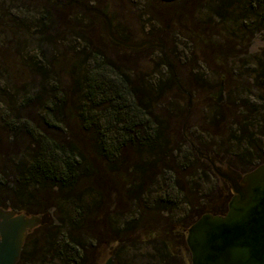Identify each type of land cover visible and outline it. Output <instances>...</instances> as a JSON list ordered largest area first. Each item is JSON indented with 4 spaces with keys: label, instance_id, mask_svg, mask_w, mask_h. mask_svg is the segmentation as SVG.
I'll list each match as a JSON object with an SVG mask.
<instances>
[{
    "label": "trees",
    "instance_id": "obj_1",
    "mask_svg": "<svg viewBox=\"0 0 264 264\" xmlns=\"http://www.w3.org/2000/svg\"><path fill=\"white\" fill-rule=\"evenodd\" d=\"M155 1L179 4L177 13L184 20L189 18L191 6L201 4L222 24L236 22L243 38L237 30L233 31L219 48L214 38L205 37L218 48L220 61L230 62V65L236 64V60H242L243 65L248 63L246 67L242 65L244 68L239 72L229 68L222 78L227 102L217 107L228 109L230 119L222 111L214 120L216 128L228 123V135L218 141L212 138L210 145L198 141L195 152L201 159L204 158L199 151L242 174L264 164V48L257 54L244 56L239 53L238 43L239 40L247 42L248 49L253 32L264 35V0H187L185 5L181 4L184 0ZM186 33L199 36L190 30ZM76 37L82 43L85 41L82 32H76ZM119 39L130 41L123 36ZM84 46L83 56L90 48L87 42ZM161 51L164 53L162 44ZM83 60L85 63L93 61V70L78 73L69 95L60 92V97L54 95L55 100L46 106L51 134L38 130L40 127L30 129L28 155L15 165L10 182L0 180L1 208L40 215L60 208L58 201L73 206L77 215L73 219L66 217L63 224L68 223V228H59L51 221L32 231L18 264H28L29 254L36 264H45L51 252L61 264L90 263L92 256L84 244L87 232L82 225L101 216H106L112 230V243L125 244V235L138 230L158 239V226L152 221H159L161 214L173 215L177 210L188 216L190 222L183 227L185 232L208 213L209 203H203L201 198L205 177L183 175L192 170L190 157L179 150L176 154L181 162L176 160L171 135L164 121L153 114L156 103L153 90L159 92L161 85L150 89L132 85L129 77L98 51H89ZM64 62L69 63V60L57 59L53 69L57 71L56 66L61 67ZM64 125L67 128L62 129ZM187 148L192 149L189 145ZM46 202L52 205L47 206ZM114 202L132 203L135 207L132 218L125 221L121 229L110 217ZM88 203L93 208H89ZM227 212L226 204L210 213L225 215ZM171 225L159 239L160 264H175V261L187 264L184 257L173 253L171 240L175 227ZM94 234L87 236L104 240Z\"/></svg>",
    "mask_w": 264,
    "mask_h": 264
},
{
    "label": "rangeland",
    "instance_id": "obj_2",
    "mask_svg": "<svg viewBox=\"0 0 264 264\" xmlns=\"http://www.w3.org/2000/svg\"><path fill=\"white\" fill-rule=\"evenodd\" d=\"M178 6L155 0H0V180L10 182L15 165L28 155L30 129L40 127L38 130L51 134L46 106L55 100L54 95L60 97V92L69 95L78 73L93 70L95 63L83 60L92 50L100 52L125 73L132 85L147 89L161 85L159 92L153 90L156 103L152 111L164 121L171 135L176 160L181 158L176 154L179 150L190 157L192 170L183 175L205 177L201 198L203 203H209L208 213L229 205L233 197L231 185L217 176L211 164L199 158L195 150L198 141L210 145L214 137L216 141L227 137L228 123H221L216 128L217 121L214 120L222 111L230 116L228 109L217 107L227 102L222 78L229 68L239 72L248 64L243 65L242 60H236L234 65L220 61L218 48L205 37L214 38L221 48L224 39L231 37L233 31L237 30L240 38L244 34L239 32L235 21L222 24L201 4L191 6L190 16L185 20L177 13ZM92 9L109 17L117 38H129L131 43H161L164 53L161 47L132 49L115 45L101 16ZM188 30L199 36L187 35ZM78 31L85 35L83 43L76 37ZM252 35L248 49L247 42L238 41L241 55L257 54L264 48L263 33L253 32ZM86 42L90 48L83 56ZM60 58L69 63L56 66L55 71L53 66ZM222 85L224 94L219 103ZM27 123L29 127L26 128ZM65 126L62 129L67 128ZM216 163L225 171L230 168L217 160ZM57 204L60 208L47 213L55 226L68 228V223L63 222L66 217H77L75 208L64 202L57 201ZM46 205L52 204L46 202ZM87 206L93 208L90 203ZM134 208L132 203L114 202L110 217L121 229L123 223L132 218ZM161 216L159 221H152L158 226V239L138 230L125 235V244L112 243L114 236L106 216L84 222L83 231L87 232L84 244L92 256V261L87 264H104L109 258H114L117 264H160L162 245L159 239L171 224L176 228L172 230L173 253L191 264L186 242L188 230L183 231L190 219L177 210L173 215L165 213ZM88 233L98 234L104 240L88 237ZM47 255V264H61L52 257L53 252ZM28 258V264H36L33 255L29 254Z\"/></svg>",
    "mask_w": 264,
    "mask_h": 264
},
{
    "label": "water",
    "instance_id": "obj_3",
    "mask_svg": "<svg viewBox=\"0 0 264 264\" xmlns=\"http://www.w3.org/2000/svg\"><path fill=\"white\" fill-rule=\"evenodd\" d=\"M106 22L110 38L117 44L132 49L161 47L152 41L125 42L114 35L109 17L97 9ZM221 86L218 102H222ZM213 171L228 182L233 197L225 215L206 213L198 218L187 232V247L191 264H264V164L242 175L229 168L223 170L216 160L202 152ZM51 223V215H28L0 207V264H18L28 235ZM104 264H117L109 258Z\"/></svg>",
    "mask_w": 264,
    "mask_h": 264
}]
</instances>
